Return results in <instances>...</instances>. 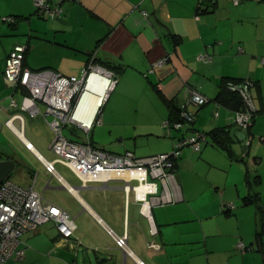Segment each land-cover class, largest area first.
Instances as JSON below:
<instances>
[{"label":"crops","instance_id":"1","mask_svg":"<svg viewBox=\"0 0 264 264\" xmlns=\"http://www.w3.org/2000/svg\"><path fill=\"white\" fill-rule=\"evenodd\" d=\"M62 7L60 18L51 20L34 14L33 0H0V37L14 38L0 52V161L13 160L9 179L22 188L33 184L47 201L68 211L76 231L62 240L51 223L45 224L23 235L22 258L5 264H264V234L257 235L259 208L264 210V0L237 5L215 0L202 14H197V0H67ZM9 16L16 22L1 20ZM16 44L27 47L23 66L31 71L62 74L61 65H52L57 59L42 57L46 51L48 58L58 57L61 51L73 58V71L93 62L114 72L117 82L100 107L97 128L102 135L104 129L120 127L105 145L114 153H166L177 139L205 133L199 153L185 148L176 160L177 201L152 208L147 217L121 180L83 187L68 167L55 162L49 154L52 117L45 115L44 105L36 103L40 113L35 117L7 107L10 95L18 106L22 99V91L13 90L3 73ZM165 56L167 62L147 75ZM239 80L252 83L256 108L246 153L233 137L237 97L223 89L225 82ZM188 87L208 102L188 105L193 121L169 132L163 128L171 117L168 104L180 108ZM14 113L23 118L21 126L12 121L21 128L20 136L5 125ZM46 162H54L62 182L46 172ZM224 204L233 208L227 211ZM123 234L125 249L115 244ZM239 242L245 246L240 258L234 255ZM150 243L157 248H149Z\"/></svg>","mask_w":264,"mask_h":264},{"label":"built area","instance_id":"2","mask_svg":"<svg viewBox=\"0 0 264 264\" xmlns=\"http://www.w3.org/2000/svg\"><path fill=\"white\" fill-rule=\"evenodd\" d=\"M67 0H33L34 14L41 18L57 19L63 13V3ZM215 0H197V8L213 4ZM234 5L240 0H232ZM146 15V13H145ZM5 23H15L14 17H3ZM27 47L16 44L8 53L4 63V80L13 90L22 91L21 103L18 106L9 96L8 109L26 112L30 117L37 116L40 111L36 106L40 102L45 107V115L52 118L48 122L53 132V139L49 149L55 155V162L67 166L81 181L83 187L91 183L106 185L111 180H121L126 193L132 192L135 200L140 203L141 211L150 217L151 209L173 204L177 201L175 185L176 160L185 148L199 153L201 145L206 142L203 132H196L191 136H184L176 140L171 151L150 156L138 157L130 151L122 154L112 153L101 148L94 147L89 141H75L63 134L64 127L71 123L88 134L94 124L100 123L97 114L108 94L116 85V77L110 71L89 63L83 69L80 78L76 76H64L50 71H31L23 66L24 55ZM202 62H208L203 56L198 58ZM168 60V56L155 61L147 71V75L161 68ZM99 69L107 75L108 89L105 97L96 107L90 125L85 128L75 118V112L79 100L85 89V77L87 70ZM90 71V73H91ZM89 76V75H88ZM87 76V77H88ZM86 77V81H87ZM252 83L249 80L227 81L224 89L236 94L241 102V107L234 111V126L238 131H248L251 121L256 113V108L251 94ZM187 98L181 106L180 120L170 125L165 121L163 128L180 130L185 124L193 121V114L186 110L188 105L200 107L208 102L196 89L187 88ZM18 108V109H17ZM22 115L14 113L5 125L16 135L20 136L21 128H15L12 121L18 120L21 126ZM249 136L247 143L252 142ZM30 147V145H28ZM46 172L57 177L54 162L44 164ZM134 182V183H133ZM72 190V188H68ZM224 208L231 210V204H224ZM51 223L57 230L62 240L74 237L76 224L74 217L65 209L47 201L43 194L34 190L33 184L28 188H22L13 183L9 178L0 183V264H4L10 258L21 259L23 249L20 247L21 237L27 233L35 232L39 227ZM115 244L122 249L126 248V234L115 237ZM149 248H157L150 243ZM236 248L243 252L245 246L242 242ZM141 264V263H140Z\"/></svg>","mask_w":264,"mask_h":264},{"label":"rangeland","instance_id":"3","mask_svg":"<svg viewBox=\"0 0 264 264\" xmlns=\"http://www.w3.org/2000/svg\"><path fill=\"white\" fill-rule=\"evenodd\" d=\"M34 16V15H33ZM5 24V23H3ZM7 28L9 29V31H12L13 29L11 27H9L8 25H6ZM26 30V29H25ZM24 30V32H25ZM27 33V30L25 32V34ZM24 33H22L23 37L25 36ZM14 39V38H12ZM11 38H8V37H3L1 36L0 37V52L2 50H4L5 48H8L10 47V45H12V40ZM43 48H46V44L42 45ZM48 52L49 51H46L44 52V55H42L43 58L45 59H50V58H55L57 59L55 64H52L54 66H57V65H61L58 69L62 70V74L65 75V76H76L78 78H80L82 76V72H83V68L80 70V71H73V67H70V58L72 57H69V56H61L63 54V52L59 51V56L58 57H54L52 56L51 54H49V58H48ZM36 55H34L35 57H40V55L38 53H34ZM33 55V54H32ZM73 59V58H72ZM87 66L84 67V69L86 68ZM52 69H55L54 67H52ZM106 70V69H105ZM87 75L86 77L90 74V71H91V68L87 70ZM108 71V70H107ZM86 77H85V80H84V83H86ZM86 87V86H85ZM109 95V94H108ZM108 97V96H107ZM99 114V112L97 113ZM99 116V115H97ZM99 124H94L91 128V130L88 132V134L84 133L82 130H80L79 128H77L75 125L71 124V123H68L64 129H63V134L66 136V137H69L75 141H89L91 143V141L93 140V137L95 138V141L97 143H99V147L98 148H102L106 151H109V152H113L114 150H112L111 148L109 147H106L105 145L109 142H112L116 133L120 130V127L118 126H115L113 128H109V129H104L102 131V135L100 134V131H97V128L99 127ZM103 129V128H102ZM96 130V131H95ZM249 131V130H248ZM53 139V138H52ZM52 141V140H51ZM94 141V140H93ZM92 141V143H93ZM11 143L13 144L14 147H18V142L14 139L12 140L11 139ZM51 143V142H50ZM28 146V144H27ZM95 147V145H93ZM97 147V146H96ZM106 147V148H105ZM30 148V147H29ZM14 149V148H13ZM114 153V152H113ZM49 154H53L51 153V151H49ZM54 155V154H53ZM52 155V156H53ZM5 157V156H4ZM67 167V166H66ZM35 169V168H34ZM35 171H37L35 169ZM56 171V170H55ZM48 173V172H47ZM57 174V173H56ZM52 175V174H51ZM54 176V175H53ZM9 178H12V176L10 175ZM134 183V182H133ZM71 191V190H70ZM240 243V242H239ZM244 243V242H243ZM235 246V245H234ZM246 247H248L246 245ZM236 256H239L238 258L241 257V255L244 254V252H241L239 250H234ZM15 259V258H14ZM237 261L234 260L233 264H236ZM251 262L249 260L243 262V264H250Z\"/></svg>","mask_w":264,"mask_h":264},{"label":"bare ground","instance_id":"4","mask_svg":"<svg viewBox=\"0 0 264 264\" xmlns=\"http://www.w3.org/2000/svg\"><path fill=\"white\" fill-rule=\"evenodd\" d=\"M85 86L86 87L79 100L75 112V118L77 119V121L80 123L81 126L87 128L93 118L96 107L107 93V89H108L107 75L101 73L99 69H94L87 77Z\"/></svg>","mask_w":264,"mask_h":264},{"label":"trees","instance_id":"5","mask_svg":"<svg viewBox=\"0 0 264 264\" xmlns=\"http://www.w3.org/2000/svg\"><path fill=\"white\" fill-rule=\"evenodd\" d=\"M213 6H214V3L212 4H207V5H204V6H201L200 8L198 7L197 8V14H202V13H205V12H207V11H209V10H211L212 8H213ZM15 19V18H14ZM15 22H16V19H15ZM10 24H13V23H10ZM92 64H94L93 62H92ZM100 67H102V68H104V69H106V70H108V71H110L111 73H113L114 74V72L113 71H111L110 69H108V68H106V67H104V66H101V65H99ZM115 75V74H114ZM223 89H224V84H223ZM225 90V89H224ZM225 91H227V90H225ZM228 92V91H227ZM230 93H232V92H230ZM232 94H234V93H232ZM236 97H237V103H236V106H235V110H238L240 107H241V102H240V99H239V97L236 95V94H234ZM168 107L170 108V118L168 119V122L170 123V125H172L173 123H175V122H177V121H179L180 120V112H181V107L180 108H176L173 104H171V103H169L168 104ZM254 117V116H253ZM205 134V133H204ZM159 154V153H158ZM242 159L243 158H240L239 160L240 161H242ZM245 181H247V183H249V180L248 179H246ZM250 199L251 198H245V200L247 201V200H249L250 201ZM227 211H229V210H227ZM226 211V212H227ZM259 213H260V224H261V230H260V232H259V234H257L258 236H260V235H262V234H264V210H262V209H260L259 208ZM10 259H14V258H10ZM9 259V260H10ZM8 261V260H7ZM6 261V262H7ZM5 264V263H4Z\"/></svg>","mask_w":264,"mask_h":264},{"label":"water","instance_id":"6","mask_svg":"<svg viewBox=\"0 0 264 264\" xmlns=\"http://www.w3.org/2000/svg\"><path fill=\"white\" fill-rule=\"evenodd\" d=\"M249 136L252 138V135L250 134V132L246 130L238 131L235 134L233 133L234 140L236 142L241 143V149L244 153H246L252 146L251 145L252 142L250 144L247 143V139ZM14 168H15V163L13 160L9 159V160L0 161V183L4 179L10 177Z\"/></svg>","mask_w":264,"mask_h":264}]
</instances>
